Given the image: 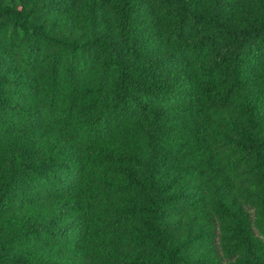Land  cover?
I'll list each match as a JSON object with an SVG mask.
<instances>
[{
	"label": "trees",
	"instance_id": "1",
	"mask_svg": "<svg viewBox=\"0 0 264 264\" xmlns=\"http://www.w3.org/2000/svg\"><path fill=\"white\" fill-rule=\"evenodd\" d=\"M0 264H264V0H0Z\"/></svg>",
	"mask_w": 264,
	"mask_h": 264
}]
</instances>
